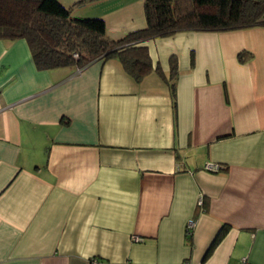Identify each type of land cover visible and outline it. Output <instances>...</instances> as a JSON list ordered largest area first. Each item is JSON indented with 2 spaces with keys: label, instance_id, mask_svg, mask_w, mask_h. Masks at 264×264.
<instances>
[{
  "label": "crops",
  "instance_id": "0c3cea01",
  "mask_svg": "<svg viewBox=\"0 0 264 264\" xmlns=\"http://www.w3.org/2000/svg\"><path fill=\"white\" fill-rule=\"evenodd\" d=\"M59 1L111 38L145 26L144 0ZM143 44L136 81L0 38V264H264V25Z\"/></svg>",
  "mask_w": 264,
  "mask_h": 264
},
{
  "label": "trees",
  "instance_id": "16d2710c",
  "mask_svg": "<svg viewBox=\"0 0 264 264\" xmlns=\"http://www.w3.org/2000/svg\"><path fill=\"white\" fill-rule=\"evenodd\" d=\"M70 8L59 0H0V38H24L40 69L76 65L81 70L94 59L116 57L140 81L152 69L143 44L147 39L178 31H225L264 25V0H144L145 26L111 38L106 35L102 18L73 17ZM248 55L240 51L238 59L244 61ZM177 72L172 56L168 82L173 98ZM191 234H186L189 239ZM223 234L222 229L212 246Z\"/></svg>",
  "mask_w": 264,
  "mask_h": 264
},
{
  "label": "built area",
  "instance_id": "2783aa9c",
  "mask_svg": "<svg viewBox=\"0 0 264 264\" xmlns=\"http://www.w3.org/2000/svg\"><path fill=\"white\" fill-rule=\"evenodd\" d=\"M78 70H80V69L78 68ZM205 166L207 169H215L217 167L216 164H213L211 162L206 163ZM201 202H202V200H201V198H199L198 203H201ZM195 224H196L195 218L192 217V218H189L187 220L186 225H185L186 234H189L190 232H192L193 228L195 227ZM133 240H139V238L134 236ZM90 264H96V261L93 260L90 262ZM240 264H247L246 258H242Z\"/></svg>",
  "mask_w": 264,
  "mask_h": 264
}]
</instances>
